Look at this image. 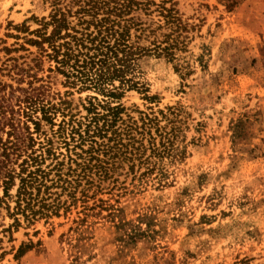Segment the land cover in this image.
Instances as JSON below:
<instances>
[{"label": "rangeland", "instance_id": "rangeland-1", "mask_svg": "<svg viewBox=\"0 0 264 264\" xmlns=\"http://www.w3.org/2000/svg\"><path fill=\"white\" fill-rule=\"evenodd\" d=\"M167 1L183 26L171 36L180 41L174 58H143L137 78L148 91L109 99L127 120L156 117L160 150L149 148L147 133L141 158L101 155L112 170L94 176L88 199L82 184L76 203L61 194L70 208L35 219L19 213L18 226L14 186L0 204V264H264V0ZM51 10V0H0V82L16 96L43 84L80 117L90 96L107 98L67 85L29 42ZM134 15L152 29L165 24L156 5ZM168 33L159 29V40ZM22 245L30 248L16 258Z\"/></svg>", "mask_w": 264, "mask_h": 264}, {"label": "trees", "instance_id": "trees-1", "mask_svg": "<svg viewBox=\"0 0 264 264\" xmlns=\"http://www.w3.org/2000/svg\"><path fill=\"white\" fill-rule=\"evenodd\" d=\"M168 3L167 0L160 4L154 0H51L49 18H43L41 28L32 31L38 39L29 42L46 52L67 85L81 91L93 90L107 99L90 96L88 104L83 106L86 114L78 117L70 101L63 97L57 101L50 98L43 84L30 83L29 88H22L23 93L16 96L11 85L0 82V91L11 87V92L0 94V188L3 190L0 204L18 185L16 212L11 213L16 226L20 224L19 213L35 219L38 215L59 214L61 207L70 208L79 199L77 190L82 184L86 187L80 193L83 199H88L94 176L99 175L102 180L112 170L109 159L101 155L141 158L148 150L142 142L147 133L149 148L154 152L160 150L151 133L156 117L144 114L140 120L130 116L127 120L125 107L120 103L113 105L109 99L120 98L126 90L148 91L146 84L137 78L143 58L152 55L174 58L180 41L171 36L183 26L176 4L168 7ZM152 5H156L165 21L156 29L134 15L137 11L147 14ZM165 26L170 33L162 34L164 40H159L157 31ZM150 36L154 37L150 45H142L140 41ZM44 122L50 125L51 132L43 130ZM61 145L66 152L59 150ZM166 149L167 146L162 151ZM65 192L72 203L62 200L61 194ZM28 248L29 245H22L16 258Z\"/></svg>", "mask_w": 264, "mask_h": 264}]
</instances>
